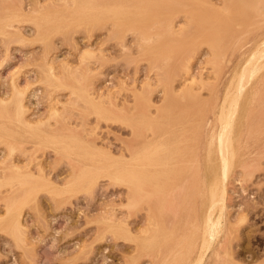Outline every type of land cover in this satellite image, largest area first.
<instances>
[{"label": "rangeland", "instance_id": "obj_1", "mask_svg": "<svg viewBox=\"0 0 264 264\" xmlns=\"http://www.w3.org/2000/svg\"><path fill=\"white\" fill-rule=\"evenodd\" d=\"M71 1L0 0V99H3L6 105L5 112L1 114L2 117L0 116V176H9L10 174H15V172L32 174L33 179L36 177L37 179H35L37 181L41 182V180H44L42 183L47 184V189L41 188L34 195H31L22 207L21 218L22 222L24 220V236L27 239L24 237L23 240H17L10 231V228L5 226V223H0V264H125L127 260L130 261L134 257L138 258V264H146L147 262V264H150L152 258L150 254L151 256L153 255L151 251L141 253L137 247L136 241L133 243L131 239H126L121 236L116 237V235L112 233V224L116 223L122 225V227L126 225L127 229H130L129 233L131 236L142 237L145 235L144 229L145 226L148 225V220L146 219L148 209L142 201L138 203L139 205L130 206L127 186L122 185L123 183H117V181L109 178L105 174L104 176L101 174L91 187L68 188L67 180L76 172H79L85 165V162L88 163V161H84L75 151L66 153L56 148L51 142L48 143L44 136L50 134V132L57 135H77L83 141H87L95 144L98 148L110 151L114 156H120L125 153L126 150L127 152L125 154L128 155L129 148H134L141 139H149L151 137L152 131L144 124L134 129L132 125L129 123L127 125L125 121L118 119L117 122V120L114 119L98 117L97 113L92 109V104H89L90 102L81 96V92L84 90L90 93L89 97L91 99H95L93 101L101 103L106 108L110 109L117 117H123L129 114V112H132L133 110H131V108L134 107L137 101H140L136 99L137 95H142L140 91L143 92L145 90L143 92L144 97L141 99L140 108H147L149 104L164 106L167 102L165 100L166 96H164L166 92L163 90L161 84L168 86V93L173 91L175 87H179L177 90L176 88L174 89L176 92H179L183 87L180 83L185 82L186 75L189 76L192 70L193 75H195L193 76L191 74L192 77L195 78L194 81L198 79V82L195 81L197 83L194 82L195 88L198 85L200 86L199 78H202L203 82H205L206 87L196 88L200 91L201 98L213 100L215 97L221 100L236 67L245 60L248 54L254 49V46H257L255 42L260 40V34L264 32V0L238 1V7H241L242 11L249 15V20H216V18H208L197 19L198 22H196V19H190L192 22L191 24V22H189L190 20L187 19L185 15L189 8L186 2H175L171 5L174 8H168L177 11L173 19L165 17L170 10L164 9L162 11V19H141L143 16L139 14L137 15V19H133V21L131 19L126 22V25L123 23L124 25L122 24V26H120L122 22L118 25L113 19H102L99 22L81 21L80 19H76V21L75 19H58L60 20L59 22H56V24L51 23L50 25H38L37 21L39 22L41 19H34L41 14V11L44 12L47 9L60 11L68 10V7L65 5L71 7L74 0ZM112 1L117 2V0ZM154 1L157 2V0ZM245 1L248 3H245ZM211 3L217 6L213 8L222 11L225 10L224 6L221 7L223 3L222 0H211ZM204 7H208V4L200 6L201 9H204ZM260 10L263 12L261 15ZM34 12L37 13V15H35ZM224 12L227 13L226 10ZM248 21L252 22L249 23ZM258 21L259 23H257ZM128 22H130L131 25ZM169 22L170 24H168ZM252 24L255 26H252ZM191 26L194 30L191 29ZM179 27L188 31L191 37L181 40L176 32H171L174 30L179 32V29H181ZM226 27L231 31H228ZM243 27L246 29H243ZM119 28L122 29L120 30ZM127 28H129V31H127ZM145 32L150 35L146 36ZM153 32H155V34ZM163 32H165L164 34L166 35H164ZM193 32H195V34ZM237 32L241 33L237 34ZM202 33L205 34V37ZM47 35L49 36L48 39ZM41 37L45 39L43 40ZM158 37H160L161 41H159L160 39ZM164 37L166 41L162 40ZM154 38L155 43H153ZM246 38L248 40H246ZM195 39L198 41L196 42ZM164 41L167 42V44ZM253 42L255 44H251ZM160 43H162V46H160ZM146 44H152V47L155 48H151V45L148 46ZM238 45L242 46L237 47ZM191 50L193 52H191ZM209 50L210 52L215 51L214 53L217 54H215L216 57L213 52L210 54ZM151 51L153 53H150ZM168 51L171 52L168 53ZM178 51L181 56L178 55ZM162 54H164L163 57ZM174 56H176V58ZM222 57L226 60H223ZM172 62L173 66H171ZM186 62L192 65H190L189 75L183 70V65H185ZM210 63L213 64L211 65ZM49 64H53V68L52 66L50 67ZM165 64H167L166 67ZM159 66L161 67L160 69ZM162 69L164 71H161ZM48 70L51 71V74ZM180 72H184L185 75ZM80 73L84 74V76L86 75L85 78ZM199 74L203 75L199 76ZM76 76H78V79ZM159 76H162L161 79ZM82 78L84 80H82ZM14 80L17 86L13 85ZM79 81L80 83L78 84ZM147 81L149 84L146 83ZM190 82L187 81V83ZM150 84L153 85L151 86ZM170 84H173L172 89L169 86ZM179 84L182 87H180ZM14 86L18 89H25V91L20 89L23 96V104L26 109L24 117L25 120L29 121L34 126H40L38 136L35 135V130H29L26 126H22L19 121H14L17 120L15 117L16 109L14 100L20 96V93L16 91ZM249 88L250 87L247 88L246 94ZM13 91H16L15 94L17 95H15ZM151 92H153V94ZM217 92L218 94H216ZM91 93L95 95V97H93ZM97 95L100 96L101 99L103 98L101 102L100 97ZM149 96L151 100H149ZM114 97L116 99H114ZM103 100L108 102H104ZM241 102L242 106L247 104L248 101L245 95ZM53 104L54 107L52 106ZM56 107L57 110L55 109ZM153 108L155 109V107H152V109ZM50 109L54 111V114H52L53 112ZM127 109H130V111ZM82 120L83 122H81ZM36 121H39L38 124H36ZM174 122L175 120L171 119L169 123L167 122L168 124L165 123L167 126L165 125L164 127V134H167V136L176 134L178 130L180 125ZM90 128H93V130L95 129L94 131L96 133ZM87 129H90L89 133H87ZM139 132L142 133V136L138 135ZM31 143L32 145H30ZM243 145L244 147L239 150L237 164L228 181L230 191L228 190L226 228L224 233L225 241L221 248L222 253L220 252V258L213 257L208 260L209 262L206 261L203 264H264V133L262 130L257 132L248 142L245 143L244 141ZM1 159L3 160L1 161ZM36 159H38V167ZM209 162L207 163V170L210 174V172H212L211 170L215 169V166L212 161V163L210 162L211 164ZM20 163L22 166L26 164L25 167H27L29 163V167L21 168L22 166L20 167ZM40 163L43 165H40ZM243 163L249 165L246 170L242 166ZM39 168H42L45 172L43 173L42 169L40 170ZM209 168H211V170ZM34 172H36V174ZM50 180L51 183H49ZM60 187L61 191L59 190ZM0 188L3 189H0V219H4L7 216L6 210L8 203L13 198L19 197L22 192L18 190V186L14 187L16 191H13V188H10L9 185H0ZM6 188H8V190ZM50 189L52 192H49L51 191ZM198 201L200 204V200ZM200 209L201 206L199 205V211ZM107 217L109 219H106ZM116 218L117 220H115ZM184 219L185 217L183 218L181 214L174 215L169 221V228L174 231L185 230L187 228L185 227L187 226V222ZM182 221H184L185 224ZM230 221L235 223L232 224ZM124 222L126 224H123ZM143 222H146V224ZM132 230H134V233ZM178 231L177 233L179 234ZM135 232L137 234H135ZM226 251L230 256H227ZM223 252L225 253L223 254Z\"/></svg>", "mask_w": 264, "mask_h": 264}, {"label": "bare ground", "instance_id": "obj_2", "mask_svg": "<svg viewBox=\"0 0 264 264\" xmlns=\"http://www.w3.org/2000/svg\"><path fill=\"white\" fill-rule=\"evenodd\" d=\"M69 1H71V0H69ZM222 1H223V3L221 5V7L224 6L227 13L224 12L225 10L222 11V10L213 8L216 6V4L214 6L213 3H211V0H159V1L157 0V2L154 0H136V1L135 0H127V1L117 0V2H114L112 0H74L73 4L72 5L70 4L71 7H69V5H65L68 7V10L60 11V10H48L47 9L44 12L41 11V14L39 16H36L34 19H41L39 22L37 21L38 25H42V24L50 25L51 23L56 24V22H59L61 19H75V21H76V19L77 20L80 19L81 21H88V22H91V21H93V22L98 21L99 22L102 19H105V20L106 19L107 20L113 19L114 22L118 23V25H119V23L122 22L120 24V26H122L123 23H125V25H126V22L131 20V19H132V21H133V19H137V15H139V14H141L143 16V18H141V19H153V20L162 19V17H163L162 11L164 9L167 10L169 7H172L171 5L175 2L176 3L186 2L187 5H189V8L187 9L186 14H185L186 18L189 20L190 19L191 20L196 19V22H198L197 19H208V18H211V19L216 18V20L217 19H234L235 20V19H248L249 18L248 17L249 15H247L245 12H243L241 7L240 8L238 7L239 6L238 5L239 0H222ZM246 2L247 1H245V3ZM66 3H67V1H66ZM205 4H208V7H206V8L204 7V9H201L200 6L201 5L205 6ZM249 4H251V3H249ZM63 7H64V5H63ZM172 8H174V7H172ZM252 8H253V6H252ZM21 9H22V7H21ZM54 9H56V8H54ZM259 9H260V7H259ZM168 10H170V9H168ZM176 12L177 11L170 10V12L165 17H167L169 19H173ZM260 12H261V10H260ZM262 13L263 12H261L260 15ZM31 14H33V13H31ZM34 14L37 15V13H35V12H34ZM254 18H256V17H254ZM58 19H60V20H58ZM138 20H139V17H138ZM153 20H151V21H153ZM191 20L189 22H191ZM8 21H12V20H8ZM63 22H65V21L63 20ZM71 22H72V20H71ZM185 22H187V21H185ZM250 22H252V21H250ZM73 23H74V21H73ZM128 23L130 24V22H128ZM142 23H144V22H142ZM257 23H259V21ZM65 24H66V22H65ZM104 24H105V22H104ZM133 24H134V22H133ZM168 24H170V22ZM191 24H192V22H191ZM191 24H189V25H191ZM178 25H179V22H178ZM245 25H243V26H245ZM3 26H5V25H3ZM75 26H77V25H75ZM238 26H240V25H238ZM252 26H255V25L252 24ZM104 27H105V25H104ZM199 27H200V25H199ZM231 27H232V25H231ZM129 28H131V27H129ZM129 28H127V31H129L128 30ZM179 28H181V27H179ZM189 28H190V26H189ZM226 28H228V27H226ZM244 28L245 27H243V29ZM15 29H17V28H15ZM119 29L121 30L122 28H119ZM138 29H140V28H138ZM191 29H193L192 26H191ZM170 30H172V29H170ZM228 31H231V30L228 28ZM241 31H242V29H241ZM171 32H176V34L179 36V38H181V40L188 39L191 37L190 36L191 34L189 35L188 31H186L184 28L179 29V32H177V30H174ZM54 33H55V31H54ZM115 33H116V31H115ZM153 33L155 34V32H153ZM164 33L165 32H163V34ZM193 33L195 34V32H193ZM238 33H241V32H237V34ZM222 34H224V33H222ZM243 34H245V33H243ZM48 35H47V39L49 37ZM109 35H110V33H109ZM145 35L149 36L150 34L146 33ZM164 35H166V34H164ZM204 35L205 34H203V36ZM20 36H21V33H20ZM22 36H23V34H22ZM160 37H158V38L160 39ZM41 38L43 39V37H41ZM124 38H125V35H124ZM250 39H251V37H250ZM162 40H165V37ZM191 40H192V38H191ZM246 40H248V39L246 38ZM138 41H139V39H138ZM153 41H154L153 43H155V38ZM159 41H161V39ZM195 41H196V39H195ZM226 41H227V39H226ZM228 41H229V39H228ZM148 42H149V40H148ZM189 42H190V40H189ZM200 42H203V41H200ZM151 43H152V41H151ZM156 43H158V42H156ZM165 43L167 44V42H165ZM240 43H242V42H240ZM255 43H257V46L253 45L254 49L248 54V56L245 58V60L240 65H238L236 67L234 74L232 76V79L229 78L230 83L228 84L227 88L223 87V88H226V91L225 92L223 91L224 96L221 98V100H218L215 97H214L215 99L213 98V100H207V99H204L203 97H202L203 99L201 98V93L197 89H198V87L199 88L204 87L205 82H203L202 78L198 77L200 79L199 80L200 86L197 84L198 85L196 87L197 89L195 88L194 82L197 81L198 79L194 81L195 78L192 77V75H193L192 70H191L192 75L191 74L189 75L191 64H188L187 62L185 65H183L184 66L183 70H185L184 72L186 74L188 73L189 76H187V75H186V77L184 76L185 82L180 83L183 85V87L180 86V84H179V86L182 87L181 91L176 92V90L179 87L178 88L175 87L176 90H174L175 88L172 87L173 84L172 85L170 84L169 86L171 87V89L173 88V91L168 93V91H167L169 89L168 86H166V85L164 86L163 84H161L163 86L162 87L163 90L166 92V95H164V96H166L165 100L167 102L166 103L164 102L165 103L164 106L163 105L160 106V105H153V104L148 105L147 104L148 105L147 108H143V107L140 108L141 99H143V97H144L143 92L145 90L143 92L140 91V93H142V95L140 94V95L136 96V99H138L140 101H137V103L134 105V107L131 108V110H133L132 112H129V114L124 115L123 117H121V116L117 117L116 115L113 114V112L110 109L106 108L104 105H102L101 103H98L97 101L96 102L93 101L95 99H91L89 97L90 93L86 92L83 89L84 91L81 92V96L86 98V100H88V102H90L89 104H92L93 108L92 107L91 108L94 109V111L97 113L98 117H103L105 119H112V120L114 119V120H117V122L119 119L121 121H125V123L127 122V125L129 123L130 125L133 126L134 129H137L141 124L142 125L144 124L149 128L150 131H152L151 132L152 135L149 139H147V138L141 139V141H139L138 144L134 148H132V147L129 148L128 155L125 154L127 152V150H126V152L121 154L120 156H114L110 151L98 148V147H96L95 144L89 143L87 141H83L77 135H57V134H53L52 132H50V134L47 133L48 135L44 136L46 138L45 140L48 143L51 142L52 144H54L56 148H59L60 150L66 152V153L70 152V151L71 152L75 151V153H78L84 161H88V163L85 162V165L82 167V169L79 172H76L73 176L71 175L72 177L69 180H67V187L68 188L76 189L78 187H81V188H83V187L85 188L88 186L91 187L97 181V178L101 174H103V176L105 174L109 178L117 181V183H123L122 185L127 186L126 188H128L130 206H136L138 203H140L142 201V203L148 209L147 216H146L147 217L146 219L148 220V225H146L145 229H144L145 235L142 237L131 236V234L129 233L130 229H127L126 225H125V227H124V225L122 227V225L116 224V223L112 224L113 232L112 231L111 232L114 233L116 235V237L121 236V237H124L126 239H131V240H133V243H134V241H136L137 247L141 253H147L148 251H151L153 253V255L151 256V254H150V257H152L150 260L151 263L149 262L150 264H203L204 262L208 261L209 259H212L213 257L220 258L219 257L220 252L222 253L221 248L224 245V241H225L224 240L225 239L224 233H225V228H226V208L228 206L227 205L228 204L227 203V199H228L227 197H228V190H229V187H228L229 178H230V176H231V174H232V172H233V170L237 164V158L239 156V150L242 147H244V145H243L244 141H245V143L248 142V140L253 138V136H255V134L257 132H259L260 130H262V132L264 133V32H262L260 34V40H257V42H255ZM255 43L253 42L251 44H255ZM152 44H149V45L146 44V45H148V46L151 45L150 46L151 48H155V47H152L153 46ZM160 44H161L160 46H162V43H160ZM187 45H188V43H187ZM197 45H200V44H197ZM210 45H211V43H210ZM241 46L238 45L237 47H241ZM170 49H172V48H170ZM225 49H227V48H225ZM149 50H147V51H149ZM166 50H169V49H166ZM210 50H211V48H210ZM210 50H209V52H210ZM152 51L150 53H153ZM157 51H160V50H157ZM170 52L168 51V53H170ZM191 52H193V51L191 50ZM212 52L214 55L216 54V53H214L215 51H212ZM212 52H210V54ZM144 53H146V52H144ZM158 53H160V52H158ZM178 53H179V51H178ZM157 54H156V56H157ZM178 55H180V53ZM216 55H215V57H216ZM163 56H164V54H162V57ZM167 56H168V54H167ZM174 57L176 58V56H174ZM151 59H153V58H151ZM190 59H192V58H190ZM222 59L224 60L225 58L222 57ZM169 60H170V58H169ZM154 64H155V62H154ZM52 65H50V67ZM166 65L167 64H165V67H166ZM171 66H173V62H172ZM47 67H48V65H47ZM168 67H167V69H168ZM52 68H53V66H52ZM52 68H50V69H52ZM86 68H88V67H86ZM160 68L161 67L159 66V69ZM226 69H227V67H226ZM48 71L51 74V71L50 70H48ZM161 71H164V70L162 69ZM54 72H56V71H54ZM174 72H175V70H174ZM184 72L183 73L180 72V73L184 74ZM52 74H54V73H52ZM80 74H82V73H80ZM82 75L85 78L86 75L85 76H84V74H82ZM162 75H164V74H162ZM202 75L199 74V76H202ZM193 76H195V75H193ZM210 76H212V75H210ZM210 76H208V77H210ZM55 77L56 76L54 75V78ZM77 77L78 76H76V78ZM161 77H160V79H161ZM158 78H157V80H158ZM14 79H16V78H14ZM170 79H171V77H170ZM82 80H84V79L82 78ZM187 81H189V82L191 81V82L187 83ZM207 81L209 82L210 80H207ZM14 82H16V81L14 80L13 83ZM197 82H195V83H197ZM79 83H80V81L78 82V84ZM146 83L149 84L148 81ZM146 83H145V85H146ZM13 85L17 86L15 83ZM19 85H21V84H19ZM59 86H60V84H59ZM248 87H250V88L246 94V90ZM15 88H16V91L18 93H20L19 94L20 96H18L17 98L15 97L16 100H14V105H15V109H16L15 117L17 119L14 121H19L20 124H22V126H26V128L29 130L30 129L35 130V135L38 136V132L40 131V129H39L40 126H37V125L34 126L29 121L25 120V117H24V112L26 109H25L24 104H23V96H22L21 90H20L23 88H20V89H18L17 87H15ZM143 89H144V87H143ZM214 89H216V88H214ZM23 90L25 91V89H23ZM16 91H13L14 94L16 93ZM92 92H93V90H92ZM151 93L153 94V92H151ZM208 93H209V91H208ZM216 94H218V92ZM15 95H17V94H15ZM244 95L246 96V99L248 102L245 106H242L241 101L244 98ZM78 96H80V95H78ZM93 97H95V95H93ZM98 97H100V96H98ZM102 99L100 97V102L102 101ZM114 99H116V98L114 97ZM149 100H151L150 96H149ZM104 102H108V101H104ZM109 102H110V100H109ZM70 103H72V102H70ZM118 104H119V102H118ZM5 106L6 105L3 101V99H0V116H1V114H3L5 112V110H6ZM52 106L54 107V104ZM116 106H117V103H116ZM152 107H155V109L153 108L154 109L153 110ZM85 108H83V109H85ZM55 109L57 110V107ZM50 110L52 111V109H50ZM127 110L130 111V109H127ZM118 111H119V109H118ZM52 112H53L52 114H54V111H52ZM31 119H32V117H31ZM64 119H65V117H64ZM171 119H174L175 120L174 123H177L180 126H179L176 134H171L170 136L169 135L167 136V134H164V129H165L164 127L166 125L165 123H167V122L169 123V120H171ZM34 120H37V119H34ZM41 120H42V118H41ZM68 120H69V118H68ZM79 120H81V119H79ZM61 121H62V119H61ZM98 121L101 122L100 120H98ZM38 122L36 121V124H38ZM41 122H43V121H41ZM81 122H83V120ZM66 123H68V122H66ZM78 123H79V121H78ZM78 123H76V124H78ZM87 123H89V122H87ZM125 123H124V125H125ZM121 124H122V122H121ZM173 125H175V124H173ZM171 129H174V128H171ZM84 130H86V129H84ZM89 130L87 129V131H88L87 133H89ZM91 130L94 131L95 129L93 130V128H92ZM149 130H147V131H149ZM92 131H91V133H92ZM85 133H86V131H85ZM148 134H150V133H148ZM134 135H136V134H134ZM138 135L142 136V133L139 132ZM4 143H6V142H4ZM30 145H32V143ZM43 147H45V146H43ZM106 147H107V145H106ZM45 149H47V148H45ZM10 151H11V149H10ZM122 152H124V151H122ZM18 154H19V152H18ZM22 154H24V153H22ZM36 154H38V153H36ZM27 156H29V155H27ZM15 158H16V156H15ZM2 160L3 159H1V161ZM37 160L38 159H36V163H37ZM39 161H40V159H39ZM209 161L210 162L212 161L214 166H215V169L211 170L212 167L209 168L212 171V172H210V174H209V171L207 170V166H208L207 163ZM19 162H21V161H19ZM22 163H23V161H22ZM78 163H80V162H78ZM24 165L26 166V164H24ZM27 165L28 166L25 167V166H22V164H21L20 167L22 166L21 168H23V167L28 168L29 163ZM40 165H43V164L40 163ZM242 166L246 170L249 165H246L243 163ZM37 167H38V163H37ZM42 171H43V169H42ZM44 172L45 171H43V173ZM34 173L36 174V172H34ZM4 174H5V172H4ZM34 179H33L32 174H21L19 172H15V174H10L9 176L1 177V180H0V185H9L10 188H13L12 189L13 191H16V190H14L15 189L14 187L18 186L19 187L18 190H21V192H22V194L19 197L13 198L8 203L7 210H6L7 216L4 215L6 217L4 219H0V223H5V226L10 228V231L12 232V234L15 236V238L17 240H23L25 237L24 236L25 235L24 234V227H23L24 220L22 222V218H21L23 205L25 204L26 200L31 195H34L38 190H40L41 188L47 189V187H46L47 184L42 183V182H44V180L43 181L41 180V182H40V181L36 180L37 178L35 180ZM207 182H208V184H207ZM49 183H51V180ZM53 183H54V181H53ZM61 185H63V184H61ZM4 187H3V189H4ZM3 189H1V190H3ZM6 189L8 190V188H6ZM60 189H61V187L59 188V190ZM86 190H87V188H86ZM53 191H55V190H53ZM83 191H84V189H83ZM90 191H91V189H90ZM49 192H52V190ZM69 194H75V193H69ZM198 200H200V204H199ZM199 205L201 206L200 211H199ZM143 213H144V211H143ZM111 214H112V211H111ZM178 214L183 215V218L185 217L184 220L187 222V224H186L187 226H185L187 228L185 230H179V231L175 230L174 231L173 229L169 228L170 219L174 215L176 216ZM112 216H114V215H112ZM106 219H109V218L107 217ZM115 220H117V218ZM122 221H124V220H122ZM146 222H143V223L146 224ZM182 222L185 224L184 221H182ZM230 222H232V221H230ZM140 223H142V222H140ZM228 223H229V221H228ZM233 223H235V222H232V224ZM123 224H126V223L124 222ZM178 226H179V224H178ZM1 227H2V225H1ZM234 227H236V226H234ZM130 228H131V226H130ZM133 231L134 230H132V232ZM177 231L179 232V234L177 233ZM135 234H137V233L135 232ZM26 241H29V240H26ZM128 241H130V240H128ZM230 249H231V247H230ZM224 253L225 252H223V254ZM226 254H227V251H226ZM233 254H234V252H233ZM227 256H230V255L227 254ZM228 261H230V260H228ZM125 264H138V258L134 257L130 261L127 260L125 262ZM224 264H226V263H224Z\"/></svg>", "mask_w": 264, "mask_h": 264}]
</instances>
